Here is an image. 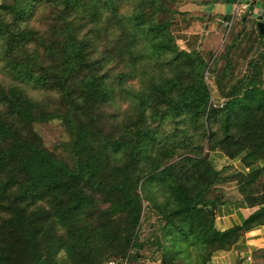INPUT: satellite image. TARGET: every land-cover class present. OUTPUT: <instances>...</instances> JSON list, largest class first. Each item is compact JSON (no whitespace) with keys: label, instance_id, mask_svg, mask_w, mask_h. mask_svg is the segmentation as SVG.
I'll use <instances>...</instances> for the list:
<instances>
[{"label":"trees","instance_id":"1","mask_svg":"<svg viewBox=\"0 0 264 264\" xmlns=\"http://www.w3.org/2000/svg\"><path fill=\"white\" fill-rule=\"evenodd\" d=\"M188 1L0 0V264H208L264 224V51L204 54L229 15ZM231 183L257 208L219 230Z\"/></svg>","mask_w":264,"mask_h":264},{"label":"crops","instance_id":"2","mask_svg":"<svg viewBox=\"0 0 264 264\" xmlns=\"http://www.w3.org/2000/svg\"><path fill=\"white\" fill-rule=\"evenodd\" d=\"M236 1L248 3L249 8L243 14L246 16V18H243V15H241V17L234 20H237L235 30H237V27L239 26V19L241 21L240 24L245 26L246 28L251 27V24L253 23L257 26V22L259 20L262 21L261 17L257 18L250 16L253 12L258 13L254 6L260 0ZM234 3H232L231 8L228 9L226 3L223 0H189L188 2L183 4L180 9L182 11H188V14L203 13L204 15H209L211 13H215L221 16H225L232 13V7ZM251 18H254V22H250V24L249 21L251 20ZM251 28H248V30L250 29L248 34H251L253 32V29ZM255 32L256 31H254V33ZM257 32L259 31L257 30ZM254 33L251 34L252 37L254 36ZM242 35H244L243 32L241 33V36ZM211 36H216L217 40L220 41V39L222 38V31L217 29V27L205 29L202 33L201 38L198 39V44L201 48H203V46L206 44V40L209 41L208 39ZM189 38L190 35H188L186 39L187 42L190 40ZM214 156L220 162L224 160V157H222L219 153H214ZM224 193V201L221 203L219 202L215 207V224L219 230H225L235 225H240L243 220L257 208L248 207L240 203V195L235 185L226 187L224 189ZM208 264H264V224L247 230L244 233L243 237L237 242V244L229 250L215 252Z\"/></svg>","mask_w":264,"mask_h":264},{"label":"rangeland","instance_id":"3","mask_svg":"<svg viewBox=\"0 0 264 264\" xmlns=\"http://www.w3.org/2000/svg\"><path fill=\"white\" fill-rule=\"evenodd\" d=\"M227 8L230 9L232 4L227 3ZM255 9L258 11L257 12H253L250 16L252 17H261L262 21H264V1L260 0L255 6ZM261 11V12H259ZM240 19H239V26L237 27V30H235L236 25H237V20L234 21L232 27L229 28L228 34L227 33V29H225L222 24H219L217 29H219L220 31H222V38L219 40H217L216 36H211L208 40L209 41H205V45L202 48V51L204 54H206L208 51L212 52L215 56H219L220 54L224 53L225 48L229 45V43L232 41V39L234 38L235 35H237L239 32L240 33H244L243 36H241V39L238 40V43L236 45V49H234V54H232V62H233V67H234V72H242L243 70H245L246 68V63L247 61L252 58L255 57L257 55V53L259 51H264V44H260V40L256 35V32L258 30L256 24H254V18L249 21L252 22L253 24H251V28L253 29V32L251 34L254 33V31H256L254 33V36L252 37L251 34H248L250 29L248 30V28H246L245 26L240 24ZM249 24V25H250ZM187 39V38H186ZM186 39H182L180 38L178 40V44L181 48H186ZM190 40L192 39L191 37L189 38ZM264 42V41H262ZM208 58V56L206 57ZM223 64V61L219 62V66H221ZM214 92V90H213ZM37 130L39 131V133L42 135L44 143L47 147L49 148H53L56 144H58L60 141H62L63 139L66 138V134L63 131L60 123L58 120H52L46 123H40L36 125ZM233 184H226L224 185V189L226 187H231ZM148 210L145 208V215H147ZM153 218H150V222H153L154 220ZM150 224H148V222H146L145 220L142 221V236L146 237L149 232L151 227L149 226ZM144 254V257L136 263L133 264H159V260L157 258V255L154 254L152 252L151 249H145L142 250V252ZM109 264V263H108ZM115 264H120V263H116ZM121 264H129L127 263H121Z\"/></svg>","mask_w":264,"mask_h":264},{"label":"built area","instance_id":"4","mask_svg":"<svg viewBox=\"0 0 264 264\" xmlns=\"http://www.w3.org/2000/svg\"><path fill=\"white\" fill-rule=\"evenodd\" d=\"M248 8V3H243L239 1H236L234 3L232 7V13L229 15V17L221 20L222 26L227 29L226 35L228 34L229 28L231 27L233 21L241 17V15H243L248 10ZM205 79L207 82L211 83V75L208 71L205 72ZM109 264H115V261H109Z\"/></svg>","mask_w":264,"mask_h":264},{"label":"water","instance_id":"5","mask_svg":"<svg viewBox=\"0 0 264 264\" xmlns=\"http://www.w3.org/2000/svg\"><path fill=\"white\" fill-rule=\"evenodd\" d=\"M258 31L260 34H264V21L259 20L257 22Z\"/></svg>","mask_w":264,"mask_h":264}]
</instances>
